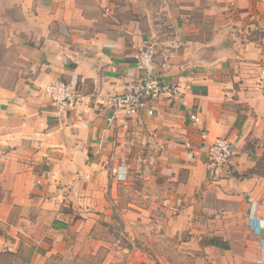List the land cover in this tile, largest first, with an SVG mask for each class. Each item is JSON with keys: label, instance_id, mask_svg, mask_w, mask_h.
I'll return each instance as SVG.
<instances>
[{"label": "crops", "instance_id": "crops-1", "mask_svg": "<svg viewBox=\"0 0 264 264\" xmlns=\"http://www.w3.org/2000/svg\"><path fill=\"white\" fill-rule=\"evenodd\" d=\"M144 45L178 94L115 118L99 99L137 79ZM261 66L264 0H0V264H191L196 250L238 264L244 232L256 263ZM56 81L77 87L75 109L44 93ZM216 138L234 147L218 177Z\"/></svg>", "mask_w": 264, "mask_h": 264}, {"label": "built area", "instance_id": "built-area-1", "mask_svg": "<svg viewBox=\"0 0 264 264\" xmlns=\"http://www.w3.org/2000/svg\"><path fill=\"white\" fill-rule=\"evenodd\" d=\"M154 48L144 45L136 56L135 66L137 79L127 85L126 90L119 94L101 97L99 104L111 110L115 118L130 119L145 111L148 116L153 115L152 103L162 94L177 96L178 89L172 84L164 83L157 77V65L154 61ZM257 92L264 97V66H261L256 80ZM44 93L59 111L73 110L80 102V95L74 84L63 81L52 82L44 88ZM193 125H199L200 119L194 113L189 114ZM204 140L206 134L201 133ZM189 147V146H187ZM234 156L233 144L227 139L216 138L207 146V163L213 175L222 176L223 170L231 166ZM247 228L251 235L258 239L262 257L256 264H264V221L252 216L247 218Z\"/></svg>", "mask_w": 264, "mask_h": 264}, {"label": "rangeland", "instance_id": "rangeland-1", "mask_svg": "<svg viewBox=\"0 0 264 264\" xmlns=\"http://www.w3.org/2000/svg\"><path fill=\"white\" fill-rule=\"evenodd\" d=\"M240 238L241 242L243 243L240 253L241 258L238 264H256L255 258L258 255V250L255 239L251 238L246 232H244V235L242 234ZM194 255L195 258L193 259V262L191 264H212L208 262V260L206 259V254H204L203 251L196 250ZM228 264L231 263L229 262ZM232 264H235V262H233Z\"/></svg>", "mask_w": 264, "mask_h": 264}, {"label": "trees", "instance_id": "trees-1", "mask_svg": "<svg viewBox=\"0 0 264 264\" xmlns=\"http://www.w3.org/2000/svg\"><path fill=\"white\" fill-rule=\"evenodd\" d=\"M203 243L201 244L202 246H213V247H218V248H223L227 249L228 245L223 243V241L219 237H207L203 239Z\"/></svg>", "mask_w": 264, "mask_h": 264}]
</instances>
